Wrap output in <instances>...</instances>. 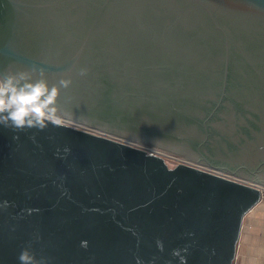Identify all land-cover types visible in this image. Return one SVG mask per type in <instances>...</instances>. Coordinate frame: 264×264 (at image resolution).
<instances>
[{"label":"water","instance_id":"95a60500","mask_svg":"<svg viewBox=\"0 0 264 264\" xmlns=\"http://www.w3.org/2000/svg\"><path fill=\"white\" fill-rule=\"evenodd\" d=\"M18 73L72 84L63 123L0 124V264H234L263 199L264 0H0Z\"/></svg>","mask_w":264,"mask_h":264},{"label":"clouds","instance_id":"9594fccd","mask_svg":"<svg viewBox=\"0 0 264 264\" xmlns=\"http://www.w3.org/2000/svg\"><path fill=\"white\" fill-rule=\"evenodd\" d=\"M86 69L80 75L85 76ZM71 79H60L49 86L44 79L29 82L26 73L0 76V124L8 126V121L16 127L35 126L43 129L47 123H63L58 99L61 89H68ZM20 264H31L28 251H22Z\"/></svg>","mask_w":264,"mask_h":264},{"label":"crops","instance_id":"0c3cea01","mask_svg":"<svg viewBox=\"0 0 264 264\" xmlns=\"http://www.w3.org/2000/svg\"><path fill=\"white\" fill-rule=\"evenodd\" d=\"M234 264H264V198L244 218Z\"/></svg>","mask_w":264,"mask_h":264},{"label":"built area","instance_id":"2783aa9c","mask_svg":"<svg viewBox=\"0 0 264 264\" xmlns=\"http://www.w3.org/2000/svg\"><path fill=\"white\" fill-rule=\"evenodd\" d=\"M136 145H138V147H141V148L147 150L151 154H156V155H160V156L164 157L166 159V161L169 162L172 165L186 164V165L199 167V168H202V169H205V170H209V168H207V167H203V166H200V165H196V164L190 163L187 160H184L183 158H180V157H177V156H173V155H170V154H167V153H163L161 151H156L155 149L144 147V146H142L140 144H136ZM257 187L261 190L262 198H264V185H257Z\"/></svg>","mask_w":264,"mask_h":264},{"label":"rangeland","instance_id":"374dc122","mask_svg":"<svg viewBox=\"0 0 264 264\" xmlns=\"http://www.w3.org/2000/svg\"><path fill=\"white\" fill-rule=\"evenodd\" d=\"M136 144H143L145 146H147L148 148H151V149H155L156 151H161V152H166L167 154H170V155H173V156H177V157H180V158H186L184 155H181V154H178V153H175V152H171V151H168V150H165V149H162L160 147H157L155 145H152V144H145V143H136ZM188 159V158H187Z\"/></svg>","mask_w":264,"mask_h":264},{"label":"bare ground","instance_id":"6f19581e","mask_svg":"<svg viewBox=\"0 0 264 264\" xmlns=\"http://www.w3.org/2000/svg\"><path fill=\"white\" fill-rule=\"evenodd\" d=\"M141 145L144 146V147H147V146H145V145H143V144H141ZM164 153H166V152H164ZM183 159H184V160H187V161L190 162V163H193V164H196V165H200V166H203V167L210 168V167H208V166H206V165H203V164L197 163V162L192 161V160H189V159H187V158H183Z\"/></svg>","mask_w":264,"mask_h":264}]
</instances>
